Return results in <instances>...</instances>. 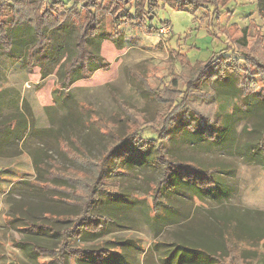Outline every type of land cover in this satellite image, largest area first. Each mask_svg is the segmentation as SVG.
<instances>
[{"label":"rangeland","instance_id":"1","mask_svg":"<svg viewBox=\"0 0 264 264\" xmlns=\"http://www.w3.org/2000/svg\"><path fill=\"white\" fill-rule=\"evenodd\" d=\"M223 1L218 0L215 7L190 4L184 10L161 4L151 23L158 31L156 34L145 33L128 24H116L115 29L112 17H108L106 32L97 38L94 50L108 66L98 69L91 78L76 82L68 90H61L59 82L63 78L62 65L72 54L70 48L76 40V31L65 28L52 34L59 46L53 61L44 68L29 70L24 62L10 59L0 48V95H6L5 101L14 99L5 105L0 116L10 120L15 113L22 112L32 128L31 133L28 129L30 134L24 135L21 141L16 140L0 154V264H54L49 258L39 257L34 247L55 248L61 239L59 232L73 225L58 220L56 215L63 217L79 212L60 198H54L67 199L62 192L43 193L30 185L39 172L34 156L39 155L48 171L55 164L83 171L62 152L64 142L71 148L79 144L87 154L99 156L113 140L107 129H115L118 136H123L127 131L128 115L143 114L153 119L160 109L158 96L166 89L186 92L183 84L174 85L179 75L191 77V68L208 61L212 55L235 57L237 52L227 40V31L235 32L257 24L264 33V16L258 6L261 0ZM64 2L70 3L69 6L73 3L71 0ZM208 15L214 16L213 25ZM108 35H115L117 39L111 40ZM177 54L185 57L188 64L181 62ZM213 88L220 87L215 83ZM225 91L228 89H220L219 96ZM211 92L208 84L199 89L200 94ZM237 101L231 97L227 108H232ZM232 125L233 135L218 146L195 137V141L187 137L175 144V155L206 166L228 168L233 173L223 178L232 187V198L220 206L209 201L198 203L201 208L185 228H212L207 209L216 207L215 215L244 220L249 229L247 233L238 232L230 237V251L226 248V240L215 230L219 260L224 264H264V169L247 165L238 155L243 147L259 143L264 133V107L254 113L237 114ZM143 137L157 138L149 131H145ZM125 173L111 179L110 191L115 200L102 196L95 210L96 215L109 220L102 235H86L81 241L69 236L71 245L97 250L113 247L105 244L109 241H133L139 249L128 244L127 254L132 255V260L136 258L139 264H162L159 258L163 254L152 251V246L156 241L169 240L172 228L165 235L157 236L146 217L151 201L150 187L158 182L160 172L148 161L131 162ZM245 211L253 212L252 216L244 219ZM50 214H54L50 216L52 219L44 218ZM36 223L43 229L31 231L28 226ZM219 227L215 223V229ZM115 250L122 252L123 247H115ZM66 264L75 262L67 260Z\"/></svg>","mask_w":264,"mask_h":264},{"label":"trees","instance_id":"2","mask_svg":"<svg viewBox=\"0 0 264 264\" xmlns=\"http://www.w3.org/2000/svg\"><path fill=\"white\" fill-rule=\"evenodd\" d=\"M71 1L73 3L69 6L70 3L64 0H0V48L10 59L24 62L29 70L44 68L53 61L55 50L59 46L52 37L54 32L65 28L77 32L74 45L70 48L72 54L62 65L63 78L59 82L61 90H68L76 82L89 79L98 69L108 66L94 51L97 38L106 32L108 17H112L115 29L116 24H128L145 33L156 34L158 31L151 23L161 4L184 10L190 4L215 7V3H218V0H100V3L98 0ZM258 6L264 16V0ZM208 17L213 25L214 16ZM226 35L229 44L237 52L235 57L212 55L208 61L199 62L191 68V77L179 75L174 80V85L178 87L180 83L183 84L186 92L166 89L158 96L160 109L153 119L143 114L126 113L129 117L126 133L118 136L115 129H107L108 136L113 140L99 156L87 154L79 144H74L75 147L71 148L69 143L64 142L62 152L83 171L56 164L48 171L47 164L41 163L39 155L34 156V165L39 172L30 185L43 193L62 192L67 199H62L61 196L54 198H60L71 208L79 210L76 215H56L59 216L58 220L63 219L73 225L59 232L61 239L55 248L35 246L34 251L39 257L49 258L54 264H66L67 260H72L75 264H139L136 258L132 260V255L127 254L129 243L139 249L133 241H109L105 244L113 247L87 250L73 247L69 236L75 241L83 240L86 235L101 236L105 223L109 220L96 215L95 210L102 196L115 200L110 191L111 179L125 175L131 162L150 161L152 167L160 172V178L154 187H150L147 223L157 236L165 235L172 228V232L168 234L170 239L154 242L152 251L163 254L159 258L162 264H224L216 254L218 240L215 239V230L226 240V248L230 251V237L238 232L249 231L244 220L215 215L216 207H213L206 208L212 219V229L185 226L193 222L194 214L201 208L198 203L205 204L209 201L208 203L220 206L232 198L234 192L223 178L233 173L228 168L206 166L179 157L175 155L174 147L187 137H193L194 141V137L201 138L210 145L218 146L222 141H229L233 135L232 121L237 114L254 113L264 107L262 27L252 24L236 29L235 32L227 31ZM107 37L117 39L115 35ZM177 57L188 64L185 57L178 54ZM215 83L220 88H213ZM206 84L212 88V92L200 94L199 89ZM223 88L228 89L221 95L224 100L219 96V90L222 91ZM5 96L0 95V115L4 112L5 105L14 100L5 101ZM231 97L238 101L228 109L226 104ZM198 99L202 100L201 103ZM15 125L18 126L12 127ZM28 129L31 133L29 119L22 112L15 113L10 120H4L0 116V154L16 140L21 141L24 135L30 134ZM145 131L157 138L145 139ZM238 155L244 158L247 165L254 164L264 169V133L258 144L243 147ZM252 214L253 212L245 211L244 219ZM52 215L54 214L45 215L44 218ZM233 221L237 223L234 224ZM215 223L220 227L215 229ZM28 228L36 232L43 229V226L36 223ZM208 230L212 232L207 233ZM118 246L123 247L122 252L115 250ZM253 254L257 256V252Z\"/></svg>","mask_w":264,"mask_h":264},{"label":"crops","instance_id":"3","mask_svg":"<svg viewBox=\"0 0 264 264\" xmlns=\"http://www.w3.org/2000/svg\"><path fill=\"white\" fill-rule=\"evenodd\" d=\"M230 181V180H229ZM229 184V183H228ZM229 187H231V185L229 184ZM232 188V187H231ZM213 228V227H212ZM212 228H210V229H212ZM209 232H212V231H210V230H208L207 231V233H209ZM216 236V235H215ZM219 244V243H218ZM218 246V245H217ZM217 248V247H216ZM217 253V252H216Z\"/></svg>","mask_w":264,"mask_h":264}]
</instances>
